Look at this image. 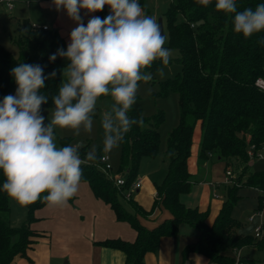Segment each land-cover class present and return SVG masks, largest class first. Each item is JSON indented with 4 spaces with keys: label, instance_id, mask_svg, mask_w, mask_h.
<instances>
[{
    "label": "trees",
    "instance_id": "16d2710c",
    "mask_svg": "<svg viewBox=\"0 0 264 264\" xmlns=\"http://www.w3.org/2000/svg\"><path fill=\"white\" fill-rule=\"evenodd\" d=\"M236 2L238 11H242L247 7L255 9L264 0ZM138 3L146 9V0H138ZM109 13L110 8L105 5L96 15L104 18ZM163 22L167 45L179 50L175 59L181 69L175 77L159 81L158 95L164 97L172 91L177 94L179 121L168 134L167 173L164 181L157 185V198L149 213L158 206L167 210L171 218L148 228L124 208L118 199L121 189L98 165L104 154L99 150L93 155L94 160L81 165V181L88 182L95 196L108 203L117 218L129 222L136 231L133 241L116 238L107 239L102 244L122 249L126 264H144L146 252L156 251L163 236L177 235L179 226L187 223L195 231L197 240L185 247V254L199 252L208 257L211 264H253V260L246 257H241L238 263L236 256L229 255L228 250L237 252L251 244L264 249V238L259 240L256 235L257 238L241 233L243 223L232 213L242 185L258 189L259 204L255 210L264 207V168L254 169L248 154L252 144L257 148L264 147V88L258 84L259 79L264 80V43H261L264 30L247 39L234 33L232 14L216 11L215 0H211L207 7L199 0H170L163 13ZM18 30L16 42L21 49L20 56L0 43V100L8 94H15L17 86L10 74L11 69L20 63H30L40 65L46 78L45 87L39 90V94L47 97V103L41 107L55 108L53 96L66 82L64 70L69 61L57 55L56 60L50 62L49 57L58 49L66 51L67 42L57 29L43 28L27 19L18 23ZM161 63L156 60L144 70L151 73L150 82L155 81L154 73ZM53 71L56 72L54 77L50 75ZM107 97L110 96L100 98ZM128 115L142 118L143 125H133L120 143L121 164L116 172L129 173V178H125L127 189L137 178L141 159L155 157L161 147L159 128L165 120V112L160 110L145 115L134 104ZM197 132L200 136L198 163L216 158L224 162L225 170L233 168L236 173L232 183L224 184L227 196L224 195L221 208L212 221L209 220V210L189 206L181 198L182 194L192 190L195 182L188 170V158ZM78 148L83 159L87 151ZM4 182L0 170V264H11L16 258L27 256L39 236L29 223L34 210L47 203L43 200L47 193H42L40 199L26 206L28 223L15 226L11 222V199L2 190ZM139 212L146 213V210L142 208Z\"/></svg>",
    "mask_w": 264,
    "mask_h": 264
},
{
    "label": "clouds",
    "instance_id": "9594fccd",
    "mask_svg": "<svg viewBox=\"0 0 264 264\" xmlns=\"http://www.w3.org/2000/svg\"><path fill=\"white\" fill-rule=\"evenodd\" d=\"M207 7L211 0H199ZM57 11L63 9L76 27L69 34L67 50L57 55L69 63L64 70L67 78L53 96L55 110L50 123L40 114L47 97L39 94L45 87L40 65L20 63L11 69L16 83L15 94L0 100V170L5 177L3 191L22 206H27L47 193L43 200L50 206H61L77 192L82 178L81 165L94 160L92 153L81 158L78 146L57 147L54 127L72 129L80 135L81 126L91 132L97 100L110 96L113 104L101 119L104 131L103 151L118 148L133 125L143 119L128 113L136 103L139 82L152 80L144 71L154 61L169 64L172 52L165 48L167 37L162 34L156 17L145 15L138 0H53ZM110 13L104 18L91 16L83 23L81 9L87 13ZM215 10L232 14L233 31L250 38L264 30V3L238 11L236 0H215ZM264 43V41H261ZM163 78L164 67L157 69ZM51 76H55L53 71Z\"/></svg>",
    "mask_w": 264,
    "mask_h": 264
},
{
    "label": "crops",
    "instance_id": "0c3cea01",
    "mask_svg": "<svg viewBox=\"0 0 264 264\" xmlns=\"http://www.w3.org/2000/svg\"><path fill=\"white\" fill-rule=\"evenodd\" d=\"M1 1L5 3L8 10H13L16 6H14L12 1V8H9L7 1L10 0ZM33 1L38 3V11L45 15L44 18L42 17L38 21H35L37 25H47L51 29H57L65 38L68 45L70 43L69 34L76 27V22L69 18L63 9L57 11L53 0H29L28 4ZM144 11L143 9V13ZM80 14L85 25L91 16H97L96 13H87V10L84 9H81ZM41 109L44 108L41 107ZM40 113H42L41 110ZM199 140L200 136H198L197 132V135L193 138L192 145V150L194 149V167L189 166L192 150L188 158V170L195 182L192 190L182 194L181 198L189 206L198 207L201 211L209 210V220L212 221L221 208L224 192L219 191L218 187L220 183L213 181L208 183L203 181L204 176L201 178L198 167L206 166L209 162L215 161L214 159L216 158L205 161L202 164L198 163ZM161 143L164 151L163 155H165L162 156L167 173V141L166 145L163 142ZM251 161L250 164L254 169L261 170L264 168V160L259 165H252ZM224 169L226 168L224 167ZM225 174L226 171L223 175L224 178ZM149 177L148 174L144 175L143 178L137 177L142 179L141 186L137 189V191L142 192L138 196L141 201L140 203L132 200L131 197L133 194L130 198L127 197L125 192L124 195L127 197V200L131 201V207L133 208L132 210H127L134 213L141 224L151 228L161 223L163 219H170L171 214L158 206L155 207L152 213H149L153 207L155 198H157V185H159L157 183L161 182L160 176L156 177V179ZM254 189L256 196H258L259 190ZM10 199L12 224L21 226L22 224L28 223L29 216L27 207L21 206V212L17 204L14 203V200L12 198ZM123 207L126 208L124 205ZM142 208L146 210V213L139 212V209ZM250 216L251 214L247 217L249 224H254L258 220V224L253 229L254 234H251L256 237L257 227L260 224L262 228L264 227V207L262 216L255 215L252 219H250ZM29 226L33 231L38 232L39 236L35 238V243L28 250V255L16 258L11 264H126V254L122 249L103 245L102 242L107 239L116 238L133 241L136 237V231L130 223L119 220L111 206L102 199L97 198L91 186L86 181L80 182L76 194L66 204L50 206L48 203H45L43 206L35 209ZM180 228L183 230L180 235H178L179 233L177 234L178 236L165 235L160 239L159 247L156 251L146 252L144 264H211L210 259L199 252L184 253L185 247L197 240V235H194L196 236L194 239L184 238L183 236L188 233L187 230H190L192 227L187 223H182L179 226V232ZM244 228L242 226L239 231L243 234H249L250 231H245ZM193 232L195 231L193 230ZM257 237H259V240L264 238V231ZM248 249H250L249 254L247 253ZM239 250L241 257L252 259L253 264H255V253L262 252L264 249L251 244L245 245ZM234 252L236 256L237 252Z\"/></svg>",
    "mask_w": 264,
    "mask_h": 264
},
{
    "label": "rangeland",
    "instance_id": "374dc122",
    "mask_svg": "<svg viewBox=\"0 0 264 264\" xmlns=\"http://www.w3.org/2000/svg\"><path fill=\"white\" fill-rule=\"evenodd\" d=\"M11 3L13 1L15 8L13 10H8L5 3L0 0V43L7 47L10 51H12L16 56H20L21 49L20 46L16 42V38L19 35L18 30V23L23 20L27 19L33 24H37L39 19L42 17L44 18L45 15L38 11L37 5L38 3L33 1L32 3L28 4L29 0H10ZM12 3V4H13ZM170 0H146L145 4V15L154 16L157 19L160 16L163 17V13L167 10L169 6ZM30 6V7H29ZM33 10V11H31ZM167 37V36H166ZM168 43V37L166 40V43L164 45L165 48H168L172 52L171 60L169 61V64L167 66H163L162 63L158 67H164V76L163 78L158 74L157 70L154 73V82L148 81L145 82H139V89L137 91L136 96V103L135 106L138 108H141L145 115H152L160 110H163L165 112V120L160 124V135H161V142L165 143L168 138V134L170 130L177 125L179 121V101L178 96L175 92H170L167 94V96H160L158 95V92L160 91V82L161 80H165L168 78H173L176 76V74L180 71L181 66L176 61V56L179 54V50L170 47L167 45ZM113 101L111 97L107 98H100L97 100L96 108L94 109V113L91 114L93 117V123H92V130L91 132H86L83 129V126H81L80 129V135H75L74 130L72 129H61L59 127H54L53 133L56 137V144L57 147H63L64 145H75L78 147H82V150L87 151V153H92V155H96L99 150L103 151V140H104V131L101 127V119L103 117V114L105 112L110 111L112 107ZM41 109L40 113L45 117V126H47L48 123H50L52 119V113L54 112L55 108H45ZM65 139V140H64ZM63 140V144L62 141ZM105 152V151H104ZM262 152H264V148L262 149ZM110 156V162L113 166V170L116 172L120 168L121 164V147L119 145L118 148H114L110 152H106ZM164 151L161 147L157 153V155L153 158L143 157L140 166L138 169L137 177H142L146 174H148L149 178H155L161 177V182L166 176L165 171V162L163 155ZM163 155V156H162ZM194 149L192 150V156L190 165L191 167H194ZM215 161L209 162L206 166H199V172L201 175V178L203 177V181L205 182H216L220 183L219 191H224V195L227 196L226 186L224 185V172L226 171L224 169L223 162L218 161V159H214ZM252 160V161H251ZM251 163L252 165H259L261 161L264 160L263 158L257 157L252 158L251 157ZM233 175H235V171L233 168H231ZM124 178H129V173L124 172L123 173ZM197 177V176H196ZM200 178V176H199ZM135 181V180H134ZM161 182H158L157 184H160ZM141 186V184H140ZM118 192V199L119 201L126 207L128 210H132L131 207V201L127 200V197L124 195V192H128L127 188L125 186L120 188ZM214 190V189H213ZM226 192V194H225ZM141 191H137L135 188L132 190V200L141 202L139 199V195H141ZM238 200L233 207L232 213L233 216L237 219H240L243 223V228L245 231H250L249 234H254V227L256 224H258V220L254 222V224H249L247 217L252 214L253 210L255 208H258L259 202L257 201L258 196H256L255 189L247 186L242 185L237 192ZM225 197V196H224ZM14 203L17 204L18 209L21 210V206L19 203H17L14 200ZM22 212V210H21ZM130 212V211H129ZM132 213V212H131ZM261 225V224H260ZM259 225V226H260ZM262 227V226H261ZM261 230L264 231V227ZM182 228H180V232L178 235L182 233ZM187 235H184V238L190 239L196 237L195 232H193V229L187 230ZM253 231V232H252ZM193 232V233H192ZM177 235V236H178ZM251 247V246H249ZM249 250H247V253L249 254ZM229 255L235 256V252L233 250H228ZM247 255V254H246ZM255 264H264V250L259 251L255 253Z\"/></svg>",
    "mask_w": 264,
    "mask_h": 264
},
{
    "label": "built area",
    "instance_id": "2783aa9c",
    "mask_svg": "<svg viewBox=\"0 0 264 264\" xmlns=\"http://www.w3.org/2000/svg\"><path fill=\"white\" fill-rule=\"evenodd\" d=\"M7 6L9 8H12V3L11 1H7ZM43 28H47V25H44ZM258 84L264 88V80L259 79L258 80ZM264 148V147H263ZM263 148H257L255 144H252L248 150V154L250 157L254 158V157H260L263 158L264 157V152H262ZM99 167L101 168L102 171H104L109 178H112L113 181L115 182L116 186L121 188L123 186H126V179L124 178L122 173H118V172H114L113 171V166L110 162L109 159V155L104 153L101 155L100 160H99ZM233 178L234 175L231 171V169H227L226 170V174H225V178H224V183H232L233 182ZM142 183V179L141 178H136L135 181L132 183V185L127 189L128 192L126 193L127 197H131L132 195V190H134L135 188L138 189L140 187V184ZM214 184V183H212ZM263 210H258L256 209L254 211L253 214H251L250 219L254 218L255 215H259L262 216ZM262 225H260L259 227H257V231H256V236H260L261 235V230H262ZM236 261L238 263H240V259H241V253L240 250L238 249L237 253H236Z\"/></svg>",
    "mask_w": 264,
    "mask_h": 264
},
{
    "label": "water",
    "instance_id": "95a60500",
    "mask_svg": "<svg viewBox=\"0 0 264 264\" xmlns=\"http://www.w3.org/2000/svg\"><path fill=\"white\" fill-rule=\"evenodd\" d=\"M158 23H159L160 26H161L162 34L166 36L165 29H164V22H163V17H162V16H160V17L158 18Z\"/></svg>",
    "mask_w": 264,
    "mask_h": 264
}]
</instances>
